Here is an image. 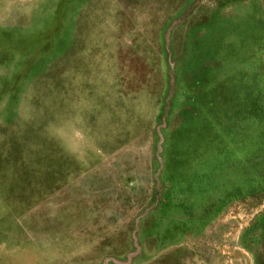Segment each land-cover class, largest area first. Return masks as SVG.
I'll list each match as a JSON object with an SVG mask.
<instances>
[{"label":"rangeland","instance_id":"1","mask_svg":"<svg viewBox=\"0 0 264 264\" xmlns=\"http://www.w3.org/2000/svg\"><path fill=\"white\" fill-rule=\"evenodd\" d=\"M263 215L264 0H0V264H256Z\"/></svg>","mask_w":264,"mask_h":264},{"label":"trees","instance_id":"2","mask_svg":"<svg viewBox=\"0 0 264 264\" xmlns=\"http://www.w3.org/2000/svg\"><path fill=\"white\" fill-rule=\"evenodd\" d=\"M196 99V100H195ZM204 99H200L198 96L195 98H191L190 102L187 103L183 109L182 112H180V117L181 119L184 120V124L183 126L178 129L176 132L177 137L178 138H183L189 131V129L191 128L190 125L191 123L195 120L194 118V114H195V106L197 104H200ZM196 102H198L196 104ZM201 105V104H200ZM209 209L206 208L203 210V213L201 215V217H205V215L208 213ZM256 224V223H255ZM258 225L254 226L253 229L257 230V232H259L260 234V249H258L257 251V257H256V264H264V215L263 217L260 219L259 223H257ZM246 244V243H245ZM254 244V243H253ZM247 248H250L249 245H246Z\"/></svg>","mask_w":264,"mask_h":264}]
</instances>
